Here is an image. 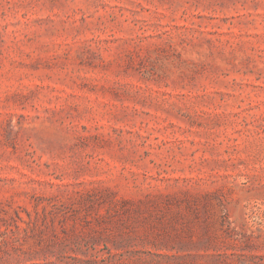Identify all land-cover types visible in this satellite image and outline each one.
Listing matches in <instances>:
<instances>
[{
    "label": "rangeland",
    "instance_id": "rangeland-1",
    "mask_svg": "<svg viewBox=\"0 0 264 264\" xmlns=\"http://www.w3.org/2000/svg\"><path fill=\"white\" fill-rule=\"evenodd\" d=\"M0 264H264V0H0Z\"/></svg>",
    "mask_w": 264,
    "mask_h": 264
}]
</instances>
